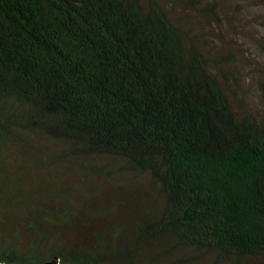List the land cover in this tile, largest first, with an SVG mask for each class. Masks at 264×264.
Wrapping results in <instances>:
<instances>
[{"label":"trees","instance_id":"16d2710c","mask_svg":"<svg viewBox=\"0 0 264 264\" xmlns=\"http://www.w3.org/2000/svg\"><path fill=\"white\" fill-rule=\"evenodd\" d=\"M200 39L161 0H0L1 263L133 264L147 239L264 255V122L235 114ZM41 137L68 144L54 161L121 156L159 184L133 246L58 241L89 209L37 182Z\"/></svg>","mask_w":264,"mask_h":264},{"label":"rangeland","instance_id":"374dc122","mask_svg":"<svg viewBox=\"0 0 264 264\" xmlns=\"http://www.w3.org/2000/svg\"><path fill=\"white\" fill-rule=\"evenodd\" d=\"M161 1L174 22L201 38L211 59L221 58V62L211 61L209 66L224 73L218 72L219 78L235 114L250 113L264 122V0ZM40 140L49 166H32L37 182L72 186L78 190L72 202L89 209H75L74 223L60 232L58 241L70 245L82 242L89 247L95 235L104 232L105 249L109 245L118 250L125 242L133 246L143 219L153 218L161 210L159 184L148 172L132 169L121 156L75 155L54 161L68 144L49 137ZM29 235L35 237L36 233L26 232L25 239ZM173 242L141 240L140 261L133 264H264V255L221 261L213 252L193 247L171 250Z\"/></svg>","mask_w":264,"mask_h":264},{"label":"bare ground","instance_id":"6f19581e","mask_svg":"<svg viewBox=\"0 0 264 264\" xmlns=\"http://www.w3.org/2000/svg\"><path fill=\"white\" fill-rule=\"evenodd\" d=\"M0 264H3V263H0Z\"/></svg>","mask_w":264,"mask_h":264}]
</instances>
